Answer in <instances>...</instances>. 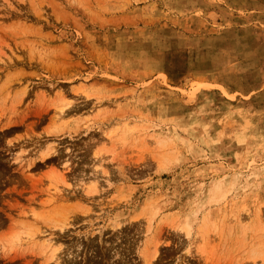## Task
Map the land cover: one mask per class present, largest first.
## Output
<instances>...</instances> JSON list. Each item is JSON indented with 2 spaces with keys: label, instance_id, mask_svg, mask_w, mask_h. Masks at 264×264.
Returning <instances> with one entry per match:
<instances>
[{
  "label": "rangeland",
  "instance_id": "obj_1",
  "mask_svg": "<svg viewBox=\"0 0 264 264\" xmlns=\"http://www.w3.org/2000/svg\"><path fill=\"white\" fill-rule=\"evenodd\" d=\"M0 264H264V0H0Z\"/></svg>",
  "mask_w": 264,
  "mask_h": 264
}]
</instances>
